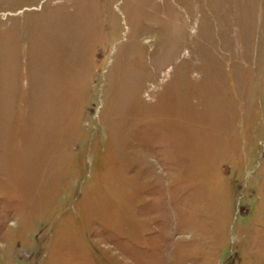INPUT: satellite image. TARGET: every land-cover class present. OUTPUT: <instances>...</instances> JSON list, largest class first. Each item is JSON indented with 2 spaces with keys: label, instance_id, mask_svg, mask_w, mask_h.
Here are the masks:
<instances>
[{
  "label": "rangeland",
  "instance_id": "rangeland-1",
  "mask_svg": "<svg viewBox=\"0 0 264 264\" xmlns=\"http://www.w3.org/2000/svg\"><path fill=\"white\" fill-rule=\"evenodd\" d=\"M0 264H264V0H0Z\"/></svg>",
  "mask_w": 264,
  "mask_h": 264
}]
</instances>
